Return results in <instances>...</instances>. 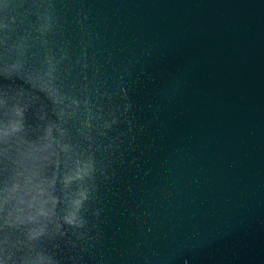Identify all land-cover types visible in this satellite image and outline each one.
<instances>
[{
  "label": "water",
  "instance_id": "water-1",
  "mask_svg": "<svg viewBox=\"0 0 264 264\" xmlns=\"http://www.w3.org/2000/svg\"><path fill=\"white\" fill-rule=\"evenodd\" d=\"M0 264H264V0H0Z\"/></svg>",
  "mask_w": 264,
  "mask_h": 264
}]
</instances>
